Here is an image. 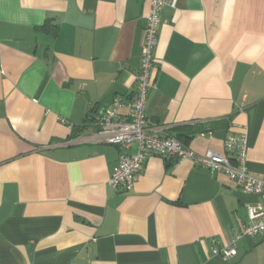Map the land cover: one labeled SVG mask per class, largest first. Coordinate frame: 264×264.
<instances>
[{"label":"crops","instance_id":"0c3cea01","mask_svg":"<svg viewBox=\"0 0 264 264\" xmlns=\"http://www.w3.org/2000/svg\"><path fill=\"white\" fill-rule=\"evenodd\" d=\"M149 8L0 0V264H264V234L213 254L264 208L223 172L152 155L130 189L109 186L120 148L93 121L136 90ZM149 78V128H187L198 154L245 133L264 176V0L165 6Z\"/></svg>","mask_w":264,"mask_h":264},{"label":"built area","instance_id":"2783aa9c","mask_svg":"<svg viewBox=\"0 0 264 264\" xmlns=\"http://www.w3.org/2000/svg\"><path fill=\"white\" fill-rule=\"evenodd\" d=\"M174 5L175 0H150L149 12L144 18L136 90L129 100L123 96H115L111 104L93 121L98 134L106 142L120 148L109 186L117 191L130 189L147 158L157 155L166 161L190 159L210 173L223 172L236 187L264 200V176L253 175L245 165L248 147L245 133L228 135L224 141L225 153L209 149L204 154H198L183 146L174 137L164 135L161 126L148 127L145 103L147 92L152 86L149 77L153 66V51L157 44L160 13L165 6ZM124 107H127V112L121 114L120 111ZM131 146L134 149L128 152ZM246 212L247 223L240 231L234 233L227 246L213 249L214 255L230 257L236 252L237 240L264 234V208L260 204L247 205Z\"/></svg>","mask_w":264,"mask_h":264},{"label":"trees","instance_id":"16d2710c","mask_svg":"<svg viewBox=\"0 0 264 264\" xmlns=\"http://www.w3.org/2000/svg\"><path fill=\"white\" fill-rule=\"evenodd\" d=\"M53 30V29H52ZM80 128V127H79ZM186 129V130H185ZM184 130L185 131H187V128H185V127H182V128H176L175 129V133L173 134V136H171V137H174L175 139H177L179 142L180 141H182V139L185 137H188V134L186 133V132H184ZM180 132H183V133H180ZM172 160H169V162H171ZM168 162V161H167Z\"/></svg>","mask_w":264,"mask_h":264}]
</instances>
